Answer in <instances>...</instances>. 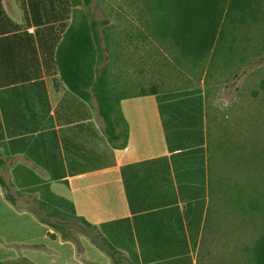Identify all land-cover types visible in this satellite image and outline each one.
<instances>
[{
  "label": "crops",
  "instance_id": "0c3cea01",
  "mask_svg": "<svg viewBox=\"0 0 264 264\" xmlns=\"http://www.w3.org/2000/svg\"><path fill=\"white\" fill-rule=\"evenodd\" d=\"M72 1L0 0V264H216L203 239L225 160L206 105L195 122L123 98L125 143L111 140L55 67Z\"/></svg>",
  "mask_w": 264,
  "mask_h": 264
},
{
  "label": "trees",
  "instance_id": "16d2710c",
  "mask_svg": "<svg viewBox=\"0 0 264 264\" xmlns=\"http://www.w3.org/2000/svg\"><path fill=\"white\" fill-rule=\"evenodd\" d=\"M92 1H72L81 9L74 11L62 36L55 67L73 93L95 98L107 136L122 139V145L127 134L119 107L123 98L155 94L170 105L186 106L175 111L197 122L206 105L201 84L214 85L226 77L235 81L244 66L264 58V0H128L131 20L122 12L116 13V20L128 24L121 38L132 44L129 62L147 60L152 77L158 69V83L134 91L131 87L139 88L140 83L120 76L119 64L127 49L119 42L121 31L107 19L92 18L88 11ZM207 121L208 130L215 131L210 139L214 154L230 158L237 150L235 127L223 126L208 115ZM259 196L243 187L226 200L233 206L231 215H241L243 226L260 231L243 249L250 264H264V202ZM217 230L213 224L211 231Z\"/></svg>",
  "mask_w": 264,
  "mask_h": 264
},
{
  "label": "rangeland",
  "instance_id": "374dc122",
  "mask_svg": "<svg viewBox=\"0 0 264 264\" xmlns=\"http://www.w3.org/2000/svg\"><path fill=\"white\" fill-rule=\"evenodd\" d=\"M88 11L93 19H107L121 31L119 42L126 45L127 49H124L125 59L119 64L120 76L124 80L140 83L139 88L131 89H146L151 82L158 83V69H155L153 77L150 76L147 60L143 59L142 63L138 60L129 62L127 55L132 54V44L128 45L127 40L121 38L122 29L127 28L128 24L121 19L116 20L118 12L131 20L128 0H93ZM200 89L206 94L207 115L216 121L221 120L223 126L235 127L234 142L237 145V150L234 148L235 152L230 158L224 157L225 195L221 206L214 201L210 205L203 247L211 250L212 259L221 257L216 264H250V255L243 249L253 244L260 231L252 226H243L241 215L239 212L238 216L231 215L233 206L226 200L230 194L236 196L243 187H251L255 195L260 193L259 198L264 202V58L244 66L238 71L235 81L229 77L221 78L214 85L212 82L206 86L201 84ZM211 132L215 135L214 129ZM210 148L214 154L213 148ZM258 221L255 217V224ZM213 224L218 225L216 232L211 231ZM76 226L77 223H71L69 232L72 236L77 234Z\"/></svg>",
  "mask_w": 264,
  "mask_h": 264
}]
</instances>
